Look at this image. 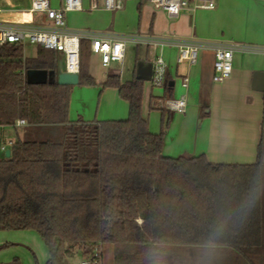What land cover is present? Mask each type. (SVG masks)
Wrapping results in <instances>:
<instances>
[{
	"label": "trees",
	"instance_id": "16d2710c",
	"mask_svg": "<svg viewBox=\"0 0 264 264\" xmlns=\"http://www.w3.org/2000/svg\"><path fill=\"white\" fill-rule=\"evenodd\" d=\"M90 44L80 41V83L88 85L95 84ZM58 64L52 49L27 58L23 44L0 46V124L21 118L63 128L59 139L26 134L10 156L3 152L0 230H35L48 247L47 264H73L103 244L112 246L114 264H207L197 254L207 249L264 259L262 143L250 164L165 156L164 132L152 133L142 115L145 81L113 72L102 85L129 102L128 118L70 123L71 86L26 79L28 69ZM171 90L168 81L164 99Z\"/></svg>",
	"mask_w": 264,
	"mask_h": 264
},
{
	"label": "crops",
	"instance_id": "0c3cea01",
	"mask_svg": "<svg viewBox=\"0 0 264 264\" xmlns=\"http://www.w3.org/2000/svg\"><path fill=\"white\" fill-rule=\"evenodd\" d=\"M55 1L52 2L54 6L61 2ZM90 1H83L84 9L66 13L69 30L103 32L116 37L130 34L174 35L194 39L200 43L196 63L180 66L177 64L176 47L153 49L132 42L131 47L136 50L137 65L139 61H151L155 54H163L168 67L167 82L169 81L172 86L171 97L186 95L187 98V109L184 113L170 111L164 105L167 99H164L166 86L162 87L164 88L162 94H154L152 86L149 93V108L142 109L149 130L152 133L164 132L165 156L203 154L213 163L250 164L257 161L258 147L262 143L261 157L264 161V90L253 87L255 72L264 71V0H215L214 9H184L177 18H170L164 9L154 10L149 18V14L142 7V2L147 0H126L125 8L117 11L100 7L91 10ZM2 3H10V0H0V4ZM30 5L31 2L16 7L24 10L18 15L19 18L41 26L51 24L44 14L30 13ZM166 18L174 21L166 23ZM232 43L255 46L256 49L246 52L236 50L231 75L221 82H216L213 80L215 48ZM40 48L41 46L37 44L25 43L24 55L27 58H36ZM91 56L96 57L101 64L98 54L92 53ZM57 57L59 61L62 60L63 53L57 52ZM107 67H112L113 73H118L114 66ZM89 73L95 79V84L79 82L76 85H68L71 86L69 122L127 119L129 102L121 97L116 87L102 85L112 72L108 71L106 77L100 79L90 64ZM183 74L189 76L188 87L182 85ZM53 78L50 77L51 80ZM121 80L131 79L125 80L121 77ZM154 108L159 109V112H152ZM19 119L10 125H4L0 134L5 137L7 128L22 134L21 138H25L24 134L63 133L62 124L42 126L31 125L28 122L18 124ZM165 121L167 126L164 128ZM8 139L17 140L12 137ZM3 243L12 245L16 242L8 240L0 244ZM106 245H102L103 258ZM110 249L113 254L112 246ZM1 253L3 252L0 250V264H22L15 256L4 254L2 257ZM76 258L81 259L79 255Z\"/></svg>",
	"mask_w": 264,
	"mask_h": 264
},
{
	"label": "built area",
	"instance_id": "2783aa9c",
	"mask_svg": "<svg viewBox=\"0 0 264 264\" xmlns=\"http://www.w3.org/2000/svg\"><path fill=\"white\" fill-rule=\"evenodd\" d=\"M84 0H61L58 6L52 4V0H31L29 12L42 13L51 22L50 25H37L33 21L24 20L18 15L24 10L17 9L10 3L0 4V46L8 43L25 44L26 42L37 44L45 49H52L63 53V70L69 73H80L81 56L80 41L82 38L91 42V52L100 56L103 66H114L122 72L125 53L128 43L143 44L153 49L176 47L178 50L177 64L180 66L196 63L200 43L194 39L180 38L174 35L141 36L125 35L116 37L103 32L80 31L73 32L67 28L66 13L74 10H82ZM126 0H103L104 8L117 11L124 7ZM155 7L164 9L170 18H177L184 9H214L215 0H147ZM99 8V0H91L89 9ZM255 46H243L239 44L219 45L215 48L213 80L221 82L229 77L233 70L234 52L255 50ZM152 74L149 79L153 87H165L167 83V62L162 53L155 54L151 59ZM189 76L182 75V85L188 87ZM165 107L174 112L184 113L187 109L186 95L167 98ZM26 120L19 119L18 124H24ZM4 124H0V133ZM15 141L4 139L0 134V150L5 152ZM102 246L90 257L81 258L77 264H103L101 255Z\"/></svg>",
	"mask_w": 264,
	"mask_h": 264
},
{
	"label": "rangeland",
	"instance_id": "374dc122",
	"mask_svg": "<svg viewBox=\"0 0 264 264\" xmlns=\"http://www.w3.org/2000/svg\"><path fill=\"white\" fill-rule=\"evenodd\" d=\"M31 0H10V5H14L15 7H21L27 4H30ZM52 2H56L52 0ZM3 4V3H2ZM54 5V4H53ZM125 6V2H124ZM99 7L104 8L103 0H99ZM142 7L145 11L149 14V18L152 15L154 10H161L162 8H157L152 5L149 1H143ZM125 8V7H124ZM173 19H165V22H173ZM149 23V21H147ZM29 42H26V45H29ZM133 44L129 43L127 46V53L126 58L124 61V66L122 72L117 71L121 77L125 80L132 79L135 70L137 67L136 62V50L132 49ZM26 53V50H25ZM101 62V61H100ZM91 64V68L98 74V78L103 79L106 77L108 71L113 72L112 67H103L99 61H97L96 57L91 56L89 61V66ZM104 75V76H102ZM152 85L150 84L149 80H145L144 82V97H143V108L146 110L149 108V93L151 91ZM153 88V87H152ZM164 88L162 87H154L152 92L156 93H163ZM152 112H159V109H152ZM27 123V121H26ZM26 136V134H24ZM61 134H53L54 139H59ZM4 137V136H3ZM12 137L14 139H18L22 137V134L16 132L12 128L6 129L5 137L8 139ZM3 155V151H0V157ZM14 241L15 244L8 245L9 248L0 249L1 256L3 257L4 254H11L18 258L22 264H47L46 259L49 258V250L41 238V236L32 229H24V230H15V231H1L0 230V243L5 241ZM5 244V243H3ZM110 244H107L104 251V262L103 264H114L113 254L110 249ZM197 254L202 256L204 260H206L207 264H264V259L261 256L258 260L255 259L254 261L248 259L240 255L238 252H235L230 249H207V250H198ZM14 257V258H15ZM48 260V259H47ZM79 259L72 261L73 263L77 264Z\"/></svg>",
	"mask_w": 264,
	"mask_h": 264
},
{
	"label": "water",
	"instance_id": "95a60500",
	"mask_svg": "<svg viewBox=\"0 0 264 264\" xmlns=\"http://www.w3.org/2000/svg\"><path fill=\"white\" fill-rule=\"evenodd\" d=\"M152 74L151 61H139L136 70V76L142 80H149ZM56 80L61 85H76L80 82V75L78 73H69L63 70V62L59 61L56 70L36 69L31 68L26 71V79L29 84H45L49 81ZM254 89L264 90V71H257L254 74ZM6 156L11 155V149H7Z\"/></svg>",
	"mask_w": 264,
	"mask_h": 264
}]
</instances>
